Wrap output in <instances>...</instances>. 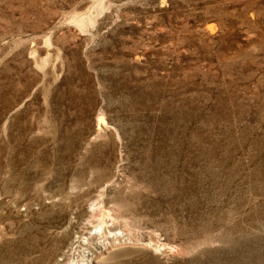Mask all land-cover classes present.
I'll use <instances>...</instances> for the list:
<instances>
[{"label":"rangeland","instance_id":"374dc122","mask_svg":"<svg viewBox=\"0 0 264 264\" xmlns=\"http://www.w3.org/2000/svg\"><path fill=\"white\" fill-rule=\"evenodd\" d=\"M0 264H264V0H0Z\"/></svg>","mask_w":264,"mask_h":264}]
</instances>
